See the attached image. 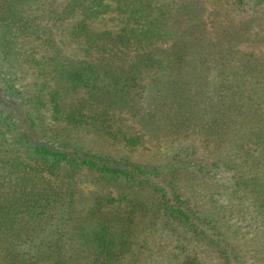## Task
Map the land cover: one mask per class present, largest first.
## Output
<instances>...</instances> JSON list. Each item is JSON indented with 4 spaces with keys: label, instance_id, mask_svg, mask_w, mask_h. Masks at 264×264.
I'll list each match as a JSON object with an SVG mask.
<instances>
[{
    "label": "rangeland",
    "instance_id": "374dc122",
    "mask_svg": "<svg viewBox=\"0 0 264 264\" xmlns=\"http://www.w3.org/2000/svg\"><path fill=\"white\" fill-rule=\"evenodd\" d=\"M153 1L174 19L173 37L156 48L173 46L186 34L192 43L181 67L163 71L159 81L151 76L158 70L145 71L140 89L104 100L112 126L140 137L141 146L129 148L106 135L66 126L54 127L49 136L116 164L171 168L183 208L195 212L201 227L214 226L225 249L173 219L152 188L124 179L108 182L80 173L73 187L74 216H88L107 195L127 193L148 205L151 211L130 212L118 203L102 207L105 214L135 221L134 244L115 264H183L190 258L198 264H264V170L252 166V141L242 143L256 122L264 123V0ZM82 2L0 0V128L17 129L24 120L18 109L25 112L29 107L22 99L44 87L42 67L52 70L57 63L87 59L91 40L73 35ZM88 26L98 32L104 28L99 20ZM76 103L89 110L103 102L81 92ZM9 156L0 152V161Z\"/></svg>",
    "mask_w": 264,
    "mask_h": 264
},
{
    "label": "trees",
    "instance_id": "16d2710c",
    "mask_svg": "<svg viewBox=\"0 0 264 264\" xmlns=\"http://www.w3.org/2000/svg\"><path fill=\"white\" fill-rule=\"evenodd\" d=\"M79 10L82 19L73 35L91 40L87 59L57 63L52 70L42 67L44 87L22 99L23 106L29 107L25 112L18 109L24 120L16 127L22 129L8 124L6 129L0 128V152L10 154L0 161V264H71L82 260L85 264H115L119 254L129 252L136 237L134 219L121 213L105 214L102 207L125 204L130 212L146 208L151 211L150 208L127 193L116 198L107 195L97 200L88 216L76 219L73 187L80 173H95L108 182L124 179L152 188L166 201L167 213L173 219L225 249L212 231L214 226L201 227L199 221L196 223L195 212L183 208L171 168L116 164L105 156L49 136L54 127L66 126L138 148L142 144L140 137L112 126L108 102L104 100L116 93L140 89L146 80L143 76L154 68L158 71L151 76H157L154 80L159 81L163 71L181 67L191 53L190 34L181 35L173 46L156 48L173 37L174 19L153 0H84ZM94 20L104 24L101 32L90 30L88 22ZM182 86L177 89L180 91ZM81 92L91 100L103 102L102 106L94 109L92 104L93 110H87L88 106L76 103ZM256 123L250 137L242 143L252 141V166L261 172L264 123ZM183 264L198 262L190 258Z\"/></svg>",
    "mask_w": 264,
    "mask_h": 264
}]
</instances>
